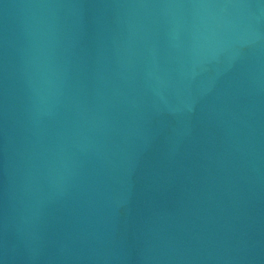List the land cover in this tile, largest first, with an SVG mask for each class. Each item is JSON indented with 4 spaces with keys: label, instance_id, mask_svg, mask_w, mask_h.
<instances>
[{
    "label": "water",
    "instance_id": "water-1",
    "mask_svg": "<svg viewBox=\"0 0 264 264\" xmlns=\"http://www.w3.org/2000/svg\"><path fill=\"white\" fill-rule=\"evenodd\" d=\"M0 264H264V0H0Z\"/></svg>",
    "mask_w": 264,
    "mask_h": 264
}]
</instances>
